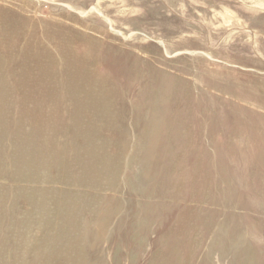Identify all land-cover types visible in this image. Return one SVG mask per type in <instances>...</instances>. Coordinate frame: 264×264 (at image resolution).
I'll list each match as a JSON object with an SVG mask.
<instances>
[{
  "label": "rangeland",
  "instance_id": "obj_1",
  "mask_svg": "<svg viewBox=\"0 0 264 264\" xmlns=\"http://www.w3.org/2000/svg\"><path fill=\"white\" fill-rule=\"evenodd\" d=\"M257 1L0 0V264H264Z\"/></svg>",
  "mask_w": 264,
  "mask_h": 264
},
{
  "label": "bare ground",
  "instance_id": "obj_2",
  "mask_svg": "<svg viewBox=\"0 0 264 264\" xmlns=\"http://www.w3.org/2000/svg\"><path fill=\"white\" fill-rule=\"evenodd\" d=\"M257 3L264 4V1H262V2L257 1ZM1 19L2 18H0V21H1ZM8 27L9 26L7 23L0 22V38L1 37H4V38L9 37V34H7L5 32V30H7ZM16 29H20V28L17 27ZM16 38H17V40L19 39L20 41H22L24 43V49L26 48L24 50L25 54L20 57V58H23V61L27 64L25 67V70L30 69L31 68L30 66L37 65L38 67H40L41 75H40V78L37 77L34 80L36 82H38V84L55 82L58 74L55 76H52L51 71L53 70V68L55 66V58L61 59L62 56L56 55L53 52L47 50V48L44 47V42L42 41L43 39H41V36L37 37V35H34L32 33L29 34L27 32H24V33H18L16 35ZM10 42H12V40H10ZM3 48L5 49V47H3ZM39 50H41V52H39ZM31 51L36 52L39 55H37L38 58L36 61H34L33 63H30V62L27 63L24 57L29 56V52H31ZM21 65H24V63H21ZM6 68L11 69L12 67L8 66ZM62 73H64V72H62ZM88 84H89L88 81H83L81 83V87L86 88L88 86ZM46 92H49L51 94H59L58 90H52V89H48V90H46ZM103 92H104V90L101 88H97L95 90L90 91V93H89L90 99H85V97L83 95H81L80 93H76V96H79L83 101L88 102L87 103L88 112L90 114L102 116V115L107 114L111 108L110 101L106 100V97L104 95L101 98H99L103 94ZM69 94L70 93L68 90L64 91L65 96H68ZM56 98H58V97H56ZM96 99H98V100L96 101Z\"/></svg>",
  "mask_w": 264,
  "mask_h": 264
}]
</instances>
